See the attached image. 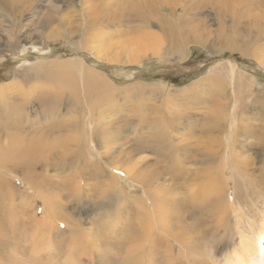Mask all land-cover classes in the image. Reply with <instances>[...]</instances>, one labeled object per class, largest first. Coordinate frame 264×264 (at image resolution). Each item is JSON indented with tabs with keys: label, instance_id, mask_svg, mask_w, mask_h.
I'll return each instance as SVG.
<instances>
[{
	"label": "rangeland",
	"instance_id": "rangeland-1",
	"mask_svg": "<svg viewBox=\"0 0 264 264\" xmlns=\"http://www.w3.org/2000/svg\"><path fill=\"white\" fill-rule=\"evenodd\" d=\"M70 1L72 0H68V3ZM75 1L78 4L82 3V0ZM66 3L65 0H37L33 7L22 13L16 11L10 16L0 13V85L5 86L15 82L18 84L17 80L20 78L18 71L28 77L26 81L18 80L19 86H15L14 91L10 88L8 92L15 102L23 101L20 91L27 92L31 97L27 109L28 120L34 117L38 120L26 125V130L29 129L31 133L29 137L42 130L48 132L47 137L51 140L55 139L54 141L58 142L56 139H59L62 143L64 141L62 138L67 135L65 117L72 118L73 115L74 118V114L78 113L79 105L84 107V112L80 111V113L87 115V107H85L87 90L92 96L100 92L103 102L97 107L90 106V113L106 117V121L109 122L119 120L120 126L117 124L113 127L122 126L121 136L107 139L108 143L113 142V147L122 148L125 154L129 153L133 157L127 160L128 167L135 171L143 169L148 176L152 171L155 172L153 174L155 176L148 178L151 185L153 184L151 187H154L155 195L165 198L166 203L170 205L171 213L167 216L169 242H166L169 245L166 246L174 256V258L172 256L174 264H228L230 255L240 256L245 246L253 247L251 244L257 243L259 234L264 231V106L261 105L264 103V64L261 61L264 62V38H259L255 30L256 25H264V0H155V5L164 8V11L161 10L167 13V16L172 12L182 16L184 23L179 24L178 28L181 29L175 34L176 40L184 41L182 48H179L178 41H173L169 37L170 34L167 35L162 31L161 18L155 13L148 15V28L135 19L134 22H123L124 24L110 22L95 29L90 37L95 39L100 37L106 41H103L105 43L100 44L99 47L91 41L86 45H79L76 41L78 33L74 34L72 39L61 36L58 37L59 39L47 40L45 30L54 28L56 30L59 25L58 22H49V17L42 11L44 8L62 7L63 24L75 21L74 25H80L79 16L74 17L69 8H64ZM174 16V14L171 16V20L176 19ZM249 23L253 26H249ZM146 29L157 33L161 50L159 53H154L152 50L140 53L141 55L133 60L129 56L130 53L137 49L139 53L145 48L141 47L140 41L131 40L129 37L133 39L138 34L141 36ZM228 41H239L240 48L242 45L243 48L230 47ZM142 44L147 45L144 42ZM248 46H251V54L245 50ZM256 47L257 49H254ZM97 50L104 51L103 57L97 56ZM76 59H81L86 67L84 77L81 73H76L59 82L55 76L57 74L55 69L66 64L71 66V61ZM230 63L233 64V71ZM40 64L42 65L39 66ZM34 69H39L37 75L33 73ZM89 78L96 80L98 78L108 83L110 87L105 86L97 91L95 90L98 89L95 83L97 81L93 80L90 83ZM139 85H146L148 88L140 90L137 87ZM58 92H62L61 94L65 96L62 95V98L66 100L76 97L82 103L79 101V105L71 104L70 109L74 110L70 111L63 107L64 103L68 102L60 99L61 105L45 109L41 103L44 99L43 95L47 93L55 95ZM228 98L231 102L225 103ZM254 101L257 103H253ZM213 105L218 106V121L215 122L218 124L217 128L210 129L209 126L213 125L209 123V118L213 114L211 110ZM220 107L226 110L219 109ZM151 108L158 110L160 108V110L154 112L150 110ZM45 112L53 114L54 117L48 118L49 115L47 116ZM123 117L128 118L126 125ZM89 118L90 121L93 120L91 116ZM163 120L169 124L167 128L170 137L166 142L168 144L165 155L148 147L149 144L146 143L147 136L151 134L149 127L153 125L150 123H155L157 126L160 123L161 126ZM179 121L182 122L179 124ZM94 122H91L92 126L96 125ZM230 122L236 134L233 133L234 139L228 141L229 133L233 131L232 128L230 132L227 130ZM102 125L107 126L101 122ZM133 127H136L134 132L131 130ZM203 127L207 129L204 131ZM141 134L142 136H139ZM137 136L142 137L141 141L133 142L135 140L133 138ZM209 136H216L215 140L218 139V142L209 140ZM105 148L108 147L102 145V149ZM137 160L140 164H137ZM107 165L110 172L119 174L123 179V183L121 182L123 187L117 185L118 181L113 182L115 184L111 192L106 189L103 191L106 192L104 198H107L103 200L98 199L97 182L102 180L103 183H110L107 180V173L96 178L90 175L93 178L89 181L92 184L90 190L88 193L82 190L79 194L73 191L67 193L66 190H59L60 188L54 191L45 185L44 178H56L60 175L58 173H62L61 168L59 170L48 168V176L36 177L43 185L40 190H45L43 192L48 196L57 191L55 194L59 196L58 201L61 202L57 207L64 212L61 219H65L56 220L61 231L48 228L44 229L45 231L38 230L40 235L35 233V236L33 232L37 227L34 222L39 220L45 223L51 218L43 216L42 202L36 204V212L34 204H29L30 230L25 231V236L28 238L22 241V244L23 248L28 247L26 252L39 254L36 260L38 264H112L109 258L103 257L105 254L112 251L114 256L111 257H120L127 250L126 247H121L119 250L113 244L121 245L129 234L137 233L141 224L136 220L150 219L144 217L138 210L137 203H143L141 202L143 191L129 189V174L125 171L123 173L121 168ZM237 166L240 167L238 170L235 169ZM68 170L70 171V168L65 171ZM91 170L92 174L98 172L95 167H91ZM36 172L46 173L41 165L35 167ZM64 174L68 175L65 172ZM124 188L129 195L125 194ZM213 188L218 189V199H220L219 195L227 192L228 199L234 204H232L234 207H229L225 200H221L222 208L218 213L224 210L218 214L219 224L215 220L214 208L204 209L201 205L198 208L194 207L197 204L192 200L194 194H200L202 200L210 198L212 200L209 191ZM35 193L32 192V195H36ZM113 194L116 200L112 197ZM33 200L34 198L30 197L31 203ZM13 203L16 204L18 201L13 200ZM177 206L179 209L176 210ZM174 211L178 212L174 214ZM106 220L110 225L105 223ZM113 224L115 226H111ZM65 225L70 226L68 230H64L67 228ZM188 226L189 231L184 229ZM158 233L167 235L157 229H153L151 235L157 237ZM32 237L39 241L37 247L32 243ZM183 239H189L190 246L184 245ZM28 241L33 245L31 246ZM130 243L129 241L127 244ZM164 244V241L163 244L158 242L155 246L157 249L160 246L165 248ZM259 246L264 247V245ZM252 251L250 249L247 255H251ZM203 253L208 257L198 256ZM239 256L236 258L239 259ZM155 258L157 264L164 263L162 258L161 260L157 258V255ZM149 264L154 263L150 260Z\"/></svg>",
	"mask_w": 264,
	"mask_h": 264
},
{
	"label": "bare ground",
	"instance_id": "bare-ground-1",
	"mask_svg": "<svg viewBox=\"0 0 264 264\" xmlns=\"http://www.w3.org/2000/svg\"><path fill=\"white\" fill-rule=\"evenodd\" d=\"M36 1L37 0H0V13L2 15H9V16L12 13L14 14V12H16V11H20L18 13H22V11H24V10L27 11L29 7H33V5ZM65 1H67V3L64 6V8H69V11L71 13H73L74 17L78 15L79 20H81V23H80V25H74L73 23H76V22L75 21L73 22V20H72L71 22H73V23H70V21H69V22H65L66 24H63L64 23V19H63L64 17L62 18V16H63L62 15V13H63L62 7L60 8L59 6H53V7H50V6L47 7L46 6L47 8H44V10H42V11L44 12V14H46L49 17L48 18L49 22H53V23L58 22V25H59L58 28L56 27L57 28L56 30H55V28L53 30L49 29V31L45 30L46 38H48L47 40L55 39V38H58L61 36H63L65 39H72L74 34L76 35V33H78L76 41H77V43H79V45L83 46V44L86 45L87 43H89V41H91V43H93L99 47L100 44L105 43L106 41H105V39L104 40L100 39V37L96 38V39L94 37H92V38L90 37L91 34L95 31V29L97 30L102 25L109 24L110 22H113V23L115 22L117 24H120L123 22L130 23V22H134L135 19L137 21L138 20L141 21L146 26V28H148L147 27L149 24L148 23V20H149L148 15L150 13H155L161 18V21L163 24L161 26L162 31L165 32L167 35L170 34L169 37L172 38L173 41H178L179 48L184 47L183 46L184 41L176 40V36H175L177 31H180V29H181V28H178L179 24L181 22L184 23L182 16H179L178 14H175L174 12H172L171 15L167 16L168 15L167 13L162 12V10L164 8H159L158 6L155 5V0H82L81 4H78L75 0H72L69 3H68V0H65ZM201 5H203V4L201 3ZM235 9H236V7H235ZM45 11H46V13H45ZM173 14L176 16V19L171 20L172 19L171 16ZM145 16H147V17H145ZM249 26L252 27L253 24L249 23ZM44 27H45V25H44ZM82 28H84V30ZM256 28L257 29H255V30H257L256 32L258 33L257 36L259 38L261 37V39H263L264 38V25L258 24V25H256ZM140 29H141V27H140ZM156 36H157V33L152 31L151 29H146L141 34V36H140V34H138V35L134 36L133 39L129 37V39H131V40H134V41L137 40V42L140 41L141 47L145 48L143 50H140L139 53H138L139 49H137L135 51L133 50L129 56L132 57L133 60H136L141 55L140 53H142V54L147 53L150 50H152L154 53H157V52L159 53L161 50V46H160L159 38H158V36L156 38ZM79 40H81V41H79ZM103 41H105V42H103ZM124 42H126V41H124ZM142 42L146 43L147 45L143 46ZM149 42H150V45H149ZM229 44H230V47L232 46L234 48H238L237 46H239V41H237V42L232 41V42H229ZM139 46L140 45H138V47ZM141 47H139V48H141ZM242 48H243V45L241 48L239 46L238 49H242ZM250 48H251V46H248L247 49H245V50L251 54ZM254 49H257V47ZM253 51H257V50H253ZM102 52H104V51L102 50ZM102 52L98 51V53H96L97 56L99 55V56L103 57V55L105 53L103 54ZM252 53H254V52H252ZM258 58H260V57H258ZM261 61L264 64L263 60H261ZM71 64H72L71 66L66 64L63 67L59 66L58 69H55L56 70L55 73H57L55 76L59 82L62 81L63 79H66L67 77H72L76 73L77 74L81 73V75H83V77H84L86 67L84 66V63L81 61V59H79V60L76 59L75 61H71ZM41 65L42 64H40L39 66H41ZM230 67L232 68L231 70L233 71L234 68H233L232 63H230ZM38 70L39 69H37V70L34 69L33 73H35L37 75ZM52 72H53V70H52ZM17 73H18V75H20V78L18 79L19 81L20 80L21 81L27 80L28 77H26L21 71H18ZM18 80H17L18 84L15 82V83L7 84L5 86L0 85V264H30V263L36 264L37 263L36 260H37V256L39 254H37V252H35V253L33 252V254L26 252L27 251L26 248H28V247L23 248V244H22V241H25L28 238L25 236V231L27 232V229H29V225H30V223H29L30 217L28 216V210H30L31 206L29 204H34L33 207L36 208V209H34L36 212L37 211L36 204H38V202H42L43 212H44L43 216H49L51 218L48 221L46 220L47 223L46 222L42 223L41 221L36 220L34 223H36L37 230L35 232H33L34 235H35V233L39 234L38 230L43 231L44 229H48V228H55V229H57V231L62 230L60 227L57 226L58 221H56V220H62V219L65 220L64 218L61 219V216H64V214H63L64 212H61L58 209L57 206H60L61 202L58 201L59 196L55 194L57 191L54 193L52 191V189L55 191L56 189L60 188L59 190H61V191L66 190L67 193L69 191H73V193H77V194L81 193L82 190H86L88 193V190H90L89 188L92 186L91 182H89L90 179L92 178L90 175H93V178H94V176L96 178L98 176L102 177L104 175V173H107V176H108L107 180H109L110 183H107V184L105 182L103 183L102 180L97 182V184H98L97 186L99 189V191H98V194H99L98 199L99 200H103L104 194L106 193V192L105 193L103 192L105 189H106V191H110V192L114 189L113 185L115 183H113V182L118 181L117 185L121 186V182L123 181V179L119 176V174L117 175V174L110 172L111 170L109 171L106 167V166H108L107 164H111L112 166H115L116 168H121L123 173L125 171L127 174H129L128 175L129 180H130L129 189H133L136 191H137V189H141L143 191L144 194L141 196V202H143V203H141V204L137 203V206L139 207V209H138L139 212H141L144 217H150V219L149 220L148 219L143 220V218H141V220L139 219V221L136 220L137 222H140V224H141V227L139 230L136 227L138 230L137 233H134L132 235L129 234L126 237L123 244H121V245H118L116 243L113 244L114 247H118L119 250H121V247L127 248V250L123 256L111 257V256H114V254L111 253L112 251H110L109 253L105 254L103 257L106 259L109 258V260L112 261V264H149L150 260L152 261V263L157 264V262L155 260L156 259L155 256L157 255V258H160V260L162 258V260L164 262V263L162 262L163 264H174V262L172 261L173 254H171L172 252L166 246V245H169L166 242H169V234H168L169 225H168L167 216L170 215V213H171L170 212V205H168L166 203L165 198L158 196V194L155 195V193H154L155 191L153 190L154 187H151L153 184L151 185L148 178L151 179L153 176H155V175H153V174H155V172L152 171L151 175L148 176L145 173V171H143V169H141V170L136 169V171H135V169L133 170V168L128 167L126 165L128 162L127 160H130L133 157H131L129 155V153L125 154L124 153L125 151H123L122 148L117 149L116 147H113L112 146L113 142L108 143L107 139L110 140V139H112L113 136H114V139L121 136L120 134H122V132H121L122 126L121 127H113V126H116L117 124H119V126H120L121 122H119V120L118 121L114 120V121L109 122V121H106V117L104 118L103 116H96V115H93L92 113H90L91 112L90 106L97 107L100 102H103V101H101L103 99L101 93L98 92L97 95L95 94L92 96V95H90L89 90H87L88 93H86V96H85V98H86L85 107H87V112H88V113L86 112L87 115L80 113V111H83L84 107L79 105V101L81 103H82V101L76 97H74L72 99L69 98L70 100H66V99L62 98V95H63V94H61L62 92L61 93L58 92L55 95L53 93H47L46 95L45 94L43 95L44 99H42L41 103H43V106L45 109H46V107L48 109L51 107L53 108L55 106L61 105L60 99L68 102L67 104H65L66 103L65 102L63 105V107L66 110L70 109L71 104L72 105H74V104L79 105V110L77 109L78 113L74 114V118H73V115L71 116L72 118H70V116L65 117L67 119L66 120L67 124L65 125V127L67 126L66 127L67 135L66 136L64 135L65 137L62 138L65 142L63 141L62 143H60L59 139H56V140H58V142L54 141L55 139L51 140L50 137H47L48 132H46V131L43 132L41 129H40L41 130L40 133L39 132L35 133L31 137H29V135H31V133L29 132V129L26 130V125H29L30 122H35L36 120H38V118L34 117L31 119L29 118V120H28L27 109H28V105H30L29 101L31 100V97L27 94V92L20 91L19 94L23 96L22 102L12 101V100H14L13 97L9 96V94H10L8 92L9 89L12 88L14 91V87L19 86L20 82ZM88 80H91L90 83L93 82V80L97 81L95 83H97L98 86H96V87H98V89L94 88L97 91L105 88V86L110 87V85L108 83H105L102 80H98V78H97V80L91 79V78H89ZM105 84H107V85H105ZM137 87L140 90H144V89L148 88L146 85L145 86L139 85ZM153 91H154V89L152 90V92ZM230 98H233V96H230ZM230 98H228V100L225 103L231 102ZM212 100L213 99H211V101ZM200 102H201V100H200ZM253 103H257V102L254 101ZM90 104H92V105H90ZM180 104H182V103H180ZM196 104H198V103H196ZM261 105L264 106V103ZM211 107H212L211 110H212L213 114H212V117L209 118L210 119L209 123L213 124V125H210L209 127H210V129H213L218 124V123H215L218 121V106L213 105ZM219 109L226 110L224 107H220ZM72 110H74V109H70V111H72ZM96 110H98V109H96ZM150 110L157 112L160 110V108H159V110H158V108H151ZM67 112H69V111H67ZM45 114H46V112H45ZM50 114H46V115L47 116L49 115L48 118H53L54 115L53 114L50 115ZM88 116L89 117L91 116L93 120L90 121V118ZM214 118H216L217 120H214ZM230 118H231V115H230ZM234 118H236V115H234ZM127 120H128L127 117H123V122L125 125H126ZM164 120H165V118H164ZM164 120L161 121V124H162L161 126H160V123L158 126L155 123H152V122L150 123V125L153 124L152 126L149 127L150 128L149 132H151V134L149 136H147L148 139H146V143L149 144L148 147H152L154 150L160 151L161 154H163V155H165L166 150H167V148H166V145L168 144V143H166V142H168L167 139L169 140V138H170V137H168V128H167L169 124H167V121L164 122ZM92 121L93 122L95 121L94 122L96 124L95 126L91 125ZM174 121L177 122V120H174ZM101 122H102V124H107V126H103V125L101 126ZM181 122L179 121V124ZM176 124H178V123H176ZM203 126H205V125H203ZM177 127H179V126H177ZM110 128H114V130H112V129L110 130ZM231 128L233 129L232 132H230ZM50 129H53V128L50 127ZM54 129H56V128H54ZM205 129H207V128L203 127L204 131H205ZM45 130L49 131L47 128H45ZM131 130L134 132L136 130V127H133ZM227 130H229V132H230V133L228 132L229 133L228 141H230V139H232V138L234 139L233 133L236 134V131H235L234 127L232 126L231 122L228 125ZM201 133H203V131H201ZM139 136H142V134ZM238 136L240 137L242 135H238ZM137 137L133 138V139H135L133 142L138 143L141 141L140 139L142 137H140V138L138 137V139H137ZM206 138H208V137H206ZM210 139L216 141V143L218 142L217 141L218 139L215 140L216 136L215 137L211 136L209 138V140ZM233 144L234 143H232V145ZM102 145L104 147L107 146L108 148L102 149ZM132 145H134V144H132ZM232 145H230V146H232ZM60 146H62L61 150L58 151V148ZM93 146L95 148H93ZM140 147H142V146H140ZM145 147L147 148V146H145ZM174 148H175V145H174ZM133 153H135V152H133ZM125 155H127V156H125ZM124 158H126V159H124ZM122 159H123V162H122ZM137 164H140V162H138V160H137ZM37 165H41L43 167V170H45L46 173H37V172L35 173V167ZM91 167L97 168L98 172L97 173L94 172L95 174H92ZM48 168H55L57 170H59L61 168L63 170L62 173H58L60 175H57L56 178H54V179L53 178L52 179L44 178V180H43L46 186L52 188L51 191L53 193L51 195H54L52 197H51V195L48 196L46 193H44L43 191H45V190H40L43 188V185L36 178L37 176H48V174H47ZM67 168H70V171L69 170L65 171ZM239 168H240L239 166L235 167V169H237V170ZM16 171H19L20 173L17 174ZM64 172L67 173L68 175L64 174ZM57 180H58V182H57ZM20 181H21V183H20ZM121 187H123V185ZM48 190H49V188H48ZM32 192H36L35 193L36 195H32ZM124 192H126L125 194L129 195L128 191L125 188H124ZM169 192H170V190H169ZM209 192H210V196L213 198L212 200H211V198L207 199V200H205V199L202 200V198L200 197V194H197V195L194 194V196L192 197V200H193L194 204H197L194 207L198 208L201 205V207H203L204 209H207L208 207L214 208L216 210L215 220L218 223V214H220L224 210V209H222V211L221 212L219 211V213H218V210H220L222 208L220 206L221 200H225L226 205L229 207H234L233 206L234 204L228 199L227 192H223V195H219L220 199H218L219 193H218L217 188H213V190L209 191ZM114 194L112 197H114V199L116 200V196H114ZM116 194H119V193H116ZM164 195H165V193H164ZM29 196L31 198H34L32 203L30 201ZM129 197L131 198V195ZM111 199H113V198H111ZM13 200H15V201L17 200L18 203L14 204ZM138 200L140 201L139 198H138ZM107 201H109V200H107ZM106 204H108V202ZM109 205L111 206L113 204H109ZM122 205H123V203H122ZM149 205H151V207H149ZM110 206H109V209H110ZM167 206H169V207H167ZM177 209H179L178 206L176 207V210ZM180 210H181V208H180ZM177 212H175L174 214H176ZM183 213H185V212H183ZM179 214H180V212L178 213V215ZM34 215L36 216L38 214H34ZM180 217H181V215H180ZM105 223L109 224V221L106 220ZM65 226H67V228L64 230H68L69 229L68 227H70L69 225H65ZM111 226H115V224H113ZM132 227H134V226H132ZM153 229L154 230H156V229L161 230L162 233L163 232L167 233V235H165V234L160 235L158 233L157 237H154L151 235ZM184 229L185 230L187 229V231H189V226L187 228H184ZM154 232H156V231H154ZM184 233H186V232H184ZM184 233H183V235H184ZM259 235H258L259 241L257 243L251 244L253 247L247 245L244 247V249H243L244 251L242 252V254H240V256L237 255V256H239V259L236 258L237 256L230 255V261L228 259V262H229L228 264H264V250H263L264 247L259 246V245H264V231H261V233ZM150 236L152 237L151 239H150ZM36 240L34 237L32 240V243L35 244L37 247L39 245V241L37 242ZM171 240H173V239H171ZM183 240H184L183 241L184 245L190 246V242L188 241L189 239L188 240L183 239ZM129 241L131 243L127 244ZM163 241L165 242V244H164L165 248H162L160 246V248L157 249L156 244L158 242H162V244H163ZM32 243L29 242V244L31 246L33 245ZM35 245H34V247H35ZM115 245H117V246H115ZM100 246L101 245L99 244L98 247H100ZM171 248H172V246H171ZM250 249L253 250L251 252L252 254L247 255V252H249ZM139 251H141V252H139ZM198 256L201 258L202 257H206V258L208 257L206 255V253H203L200 255L198 254ZM148 258H149V260H148ZM173 258H174V256H173ZM38 262H40L39 259H38ZM109 263H111V262H109ZM158 264H161V263L158 262Z\"/></svg>",
	"mask_w": 264,
	"mask_h": 264
}]
</instances>
